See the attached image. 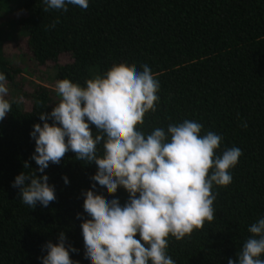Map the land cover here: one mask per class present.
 I'll list each match as a JSON object with an SVG mask.
<instances>
[{
    "label": "trees",
    "instance_id": "trees-1",
    "mask_svg": "<svg viewBox=\"0 0 264 264\" xmlns=\"http://www.w3.org/2000/svg\"><path fill=\"white\" fill-rule=\"evenodd\" d=\"M44 7L42 0H0V72L7 84L22 90L23 69L6 52L12 38L4 25L13 11L30 60L55 69L53 89L38 87L27 111L11 101V112L0 121V264H41L43 246L56 243L61 231L76 249L70 252L74 264H87L82 193L90 189L95 166H85L70 151L60 164L50 163L45 172L56 200L47 207L24 204L12 182L21 171L38 167L29 133L42 124L39 115L58 103L57 82L83 86L120 63L138 70L147 64L160 83L156 111L145 114L138 130L148 134L195 120L203 125L202 134L222 137L217 155L232 147L242 150L230 170L231 184L213 186V220L181 240L169 236L167 248L175 264L235 261L251 235L248 227L264 217V0H89L87 9L69 5L67 11L45 12ZM64 56L68 63L61 62ZM98 194L121 204L128 199L122 188L114 196Z\"/></svg>",
    "mask_w": 264,
    "mask_h": 264
},
{
    "label": "clouds",
    "instance_id": "clouds-1",
    "mask_svg": "<svg viewBox=\"0 0 264 264\" xmlns=\"http://www.w3.org/2000/svg\"><path fill=\"white\" fill-rule=\"evenodd\" d=\"M42 3L45 12L89 6V0ZM141 68L113 64L83 86L58 81L59 102L39 115L42 124H34L29 133L35 142L31 159L38 167L31 173L21 171L12 182L24 204L47 207L56 200L55 186L45 172L50 163L60 164L70 151L85 166H95L90 189L82 193L87 219L80 228L87 264H175L167 252L168 237L181 240L213 220V186L231 184L230 170L242 155L239 147L217 155L222 137L212 131L202 134L203 125L195 120L170 123L166 130L157 127L148 134L138 130L160 99L159 80L147 64ZM8 93L6 76L0 72V121L12 109ZM25 167L30 165L25 162ZM62 179L70 183L67 176ZM121 188L128 193L123 204L98 194L114 196ZM248 232L237 259L229 258L227 264H264V217ZM43 250L41 264H74L70 252L76 249L67 244L63 231Z\"/></svg>",
    "mask_w": 264,
    "mask_h": 264
},
{
    "label": "rangeland",
    "instance_id": "rangeland-1",
    "mask_svg": "<svg viewBox=\"0 0 264 264\" xmlns=\"http://www.w3.org/2000/svg\"><path fill=\"white\" fill-rule=\"evenodd\" d=\"M15 17L16 12L13 11L7 16L6 24L4 25L12 38L11 42L7 45L6 52L14 58V65L23 69L21 77L18 80V84L22 87V90L19 92L7 84L9 93L6 99L9 102L20 103L24 110L27 111L32 108L30 96L38 87L53 89L55 84V69H53L52 64L44 68L38 67L30 60L27 37L21 28L12 23ZM69 61L70 58L68 56H64L61 60L62 63H68ZM59 99L60 97H58V102Z\"/></svg>",
    "mask_w": 264,
    "mask_h": 264
}]
</instances>
